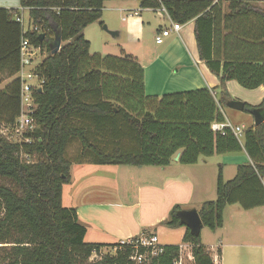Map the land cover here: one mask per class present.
I'll use <instances>...</instances> for the list:
<instances>
[{
	"label": "trees",
	"instance_id": "obj_1",
	"mask_svg": "<svg viewBox=\"0 0 264 264\" xmlns=\"http://www.w3.org/2000/svg\"><path fill=\"white\" fill-rule=\"evenodd\" d=\"M107 1L126 0H20L41 30L27 34L18 10L0 8V85L21 70L24 37L46 53L33 70L44 84L34 92L37 127L26 134L30 142H11L1 133L20 114V78L0 90V264H134L129 246L86 242L76 208L63 205L74 164L164 168L178 154L182 165H195L245 150L251 163L239 166L233 179L225 181L220 165L217 197L202 204L200 218L216 231L228 206H264V123L245 129L243 143L229 129L222 134L211 127L225 121L232 100L228 82L248 90L264 86V8L249 0H138L143 9L165 8L174 23L194 21L200 60L220 81V93L199 89L157 97L146 94L145 70L133 55L90 54L84 31L104 24ZM56 38L61 49L53 55ZM245 105L247 114L264 112V99ZM181 210L175 206L165 225L184 227ZM183 242L192 246L195 264H215L201 235L186 228ZM106 248L117 252L89 262ZM178 257L179 246L167 245L148 264H173Z\"/></svg>",
	"mask_w": 264,
	"mask_h": 264
},
{
	"label": "crops",
	"instance_id": "obj_2",
	"mask_svg": "<svg viewBox=\"0 0 264 264\" xmlns=\"http://www.w3.org/2000/svg\"><path fill=\"white\" fill-rule=\"evenodd\" d=\"M249 1H253L264 8V0ZM0 8L18 10L21 16L25 12L29 13L28 9L21 7L20 0H0ZM104 10L117 12L122 23L130 22L128 28H125L126 32L131 31L137 34L136 41L140 44L138 47L140 55L137 58L142 59V61L145 59L140 64L145 70V91L148 96L161 97L166 94L199 89L215 90L220 86L219 79L200 60L194 21L182 25L178 32L172 31L170 37L165 39L164 44L157 45V35L163 30L171 28L173 24L167 14L152 9H143L138 0L107 1L104 3ZM113 20L114 18H109L103 22L108 23V28H115L111 29L112 31L119 33L117 37H113L114 39H121L124 35V27ZM109 24L115 25L110 27ZM146 24L148 26L158 24L157 26H159L154 43H152V52L149 53L146 52L147 46L144 45V40L141 39ZM97 27H102V25L94 23L84 31V36L90 41L91 46L93 36L95 33L97 34ZM227 91L232 100H242L239 96L246 95V92L241 89L236 81L227 83ZM251 91L258 93V95L252 97L253 101L245 104L258 106L264 99V86ZM215 92L220 93L217 89ZM227 118L229 120V117ZM247 120L249 121V118ZM253 126H255L254 118L251 127ZM242 127L247 129L246 126ZM240 141L243 143V139ZM239 154H232L230 156L233 157L232 159L225 158V163L219 164V167L222 166L223 172L228 168V164H231L229 169L234 168L233 176L235 177L239 166L251 163L245 150H242ZM202 159L205 158H201L195 165H182L179 161L173 159L172 163L164 168L143 167L141 171L143 172L142 180L144 183L138 190L139 193L147 190L150 194L147 199L148 210L151 211L149 219H143L141 215L136 217L135 210L129 213L131 209H134V205L131 206L127 200V190L122 191L118 188L121 185L119 179L122 170L117 169L127 166H112L116 169L111 170L112 168H109L111 166H91V164L86 163L76 166L80 167L78 168L80 176L76 177L74 175V164L71 167V181L67 184L70 187L68 190L69 205L67 207L76 208L80 222L87 228L85 240L88 243L116 244L142 234H156L150 230L155 229L161 223H166L175 206H180L182 210L196 209L199 211L204 202L216 199L217 177L216 175L214 177L209 176L211 174V171L209 172L207 169L209 163ZM111 171L117 172L118 180L115 177L113 180L108 181H81L88 178L92 173L109 174ZM131 180L132 177L129 178L128 183H123V185H134L136 187V182H131ZM253 210L236 213V217L241 221L236 227H233L234 231L228 229L225 220L226 213L224 212V226L220 230V253L219 256H212L214 260H217V263L240 264L237 263V260L244 258L240 254L241 248L247 247L248 257L254 263L246 264H264V224L258 226L257 220L251 214ZM184 229L186 232L185 227ZM252 236L256 239L250 238ZM241 238H250L253 243L243 244L240 241Z\"/></svg>",
	"mask_w": 264,
	"mask_h": 264
},
{
	"label": "rangeland",
	"instance_id": "obj_3",
	"mask_svg": "<svg viewBox=\"0 0 264 264\" xmlns=\"http://www.w3.org/2000/svg\"><path fill=\"white\" fill-rule=\"evenodd\" d=\"M145 13V12H144ZM143 13V14H144ZM24 19H25V26L26 28L29 25V13L25 12L23 13ZM109 18H114L113 21L115 22H119V25H122V27H124V35L122 36L121 39H114L105 29L104 26L108 25V23H104L105 20H108ZM102 21H104L102 27H97L98 29L96 30L97 34H94V39L92 40V46L90 49V54H95V53H99L102 56H107V55H113V56H121L123 54V50H125L126 54H130L133 55L134 57H139L138 55H140V49L139 47V42L136 41V33H132L130 32H126V29L128 28L130 23L129 21L126 23H122L120 16H118L117 12H114L112 10H107L105 11L103 9V17H102ZM100 24V23H98ZM101 25V24H100ZM110 27H114V25L109 24ZM158 24H153L152 26H148V24H146V26L143 29V33L141 34L142 38L144 40V45L147 46V50L146 52H152V43H154L155 37L157 35V29H159V26H157ZM126 28V29H125ZM170 28V27H169ZM168 28V29H169ZM111 29H115V28H109ZM112 31V30H111ZM143 40L141 41V43L143 42ZM42 55V56H41ZM38 55V57L36 58V60L34 61V63L31 66H27L24 69L25 75L32 69L34 68L37 64H39L44 58H45V53ZM139 63L144 62L142 61V59L137 58ZM21 74H17L16 76H14L13 78L10 79H6L1 85H0V90L4 89L12 80L20 77ZM241 89L246 92V95H240L239 97L242 100H238L244 103H247L249 101H253L252 97L253 96H257L258 93H255L251 90L245 89L243 87H241ZM248 95V96H247ZM224 114H227L229 117V121L233 124V126H246L247 128L251 127L252 123H253V116L250 114L245 113L244 111H237L234 109H230V108H225L224 109ZM247 118H249V121L247 120ZM252 118V119H251ZM76 146H72L69 150V153H72L73 150L75 149ZM232 154L234 155H238L239 152L237 153H228V154H223V155H215L213 157H209V158H205L202 159L204 161H207L209 163V165H207V169L209 170V172L211 171V174L209 176L214 177L216 175V177L218 178V174H219V164L221 163H225V158H229L232 159L233 157H230ZM233 155V156H234ZM240 155V154H239ZM87 164H91V163H87ZM77 165H82V164H75L74 166V175H76V177L80 176V172L78 171V168H80L79 166L76 167ZM231 164H228V168L225 169V172H223V177L225 179V181L231 180L233 179V175H234V168L231 170L229 169V166ZM91 166H95V164H91ZM99 166H103V165H99ZM112 168L111 170H115L116 167H109ZM152 168V167H151ZM155 168V167H154ZM117 170H122L120 172L121 174V178L119 179L121 181V185L118 186V188L122 191L127 190L128 195H127V200L128 202H130L129 204L132 206L134 205V209H131L129 211V213H132L135 210V216L139 217L141 215V217H143V219H149V217L151 216V211L148 210V204H147V199L150 196V194L148 193L147 190H144L143 192L139 193L138 188L144 183L142 180L143 177V172L141 170H143V167H122L121 169H117ZM118 175L116 171H111L109 172V174H105V173H92L88 176V178L81 180L82 182H85L86 180L88 181H95V180H113L115 177L118 180ZM132 177L131 182H136V187L134 185H123V183H128L129 178ZM230 177V178H228ZM216 178V179H217ZM80 182V181H79ZM216 185H217V180H216ZM69 186L67 184H65L64 186V199H63V204L65 207H67L69 205V201H68V190H69ZM136 188V189H135ZM134 190L136 191L134 193ZM217 194V191H216ZM166 195V194H163ZM141 197V198H140ZM163 197V196H162ZM124 198V196H123ZM214 198V197H213ZM225 220H226V224H228V229L230 231H234L233 227H236V225L239 223V220L236 217V213L239 212H245V210L238 204L236 205H230L225 209ZM236 210V211H235ZM253 218H255L258 222V226H261L262 224H264V212L262 211V208H255L253 211H251ZM154 214V213H153ZM129 215V214H128ZM148 217V218H147ZM221 229L218 228L216 231H212L207 227H204L202 229L201 232V238H202V243L204 246H206V248L208 249L209 253L211 256H219L220 253V231ZM150 231H154L156 233V236L158 237L159 240V244L163 245V246H167V245H174V246H181V245H186L185 242H183V236H184V232L185 229L184 227H179V228H171L168 227L167 225H165V223H161L160 225H157L155 229L150 230ZM250 238H255V237H250ZM250 238L248 239H243L241 238V242L243 244H248V243H253V240H251ZM256 239V238H255ZM191 246V245H190ZM192 247V246H191ZM248 249L247 247H242L241 248V256L244 258H241L239 260H237V263L240 264H246V263H254L253 261H251L249 259V255L247 253ZM116 250L115 248H106L104 250L101 251L100 254H94L91 258L89 262H98L101 260V258L103 256H105L106 254H110V255H115ZM192 252H191V248L190 250H185L184 251V256H185V264H195L194 260L192 259L193 256ZM213 258V257H212ZM249 260H248V259ZM215 264H220L217 263V260H214Z\"/></svg>",
	"mask_w": 264,
	"mask_h": 264
},
{
	"label": "built area",
	"instance_id": "obj_4",
	"mask_svg": "<svg viewBox=\"0 0 264 264\" xmlns=\"http://www.w3.org/2000/svg\"><path fill=\"white\" fill-rule=\"evenodd\" d=\"M159 13L166 14V9L161 8L158 10ZM136 14V13H135ZM17 21L20 22L23 29V34H27L28 32L41 33V30L38 26L34 25L29 17V25L26 28L24 16H17ZM182 28V25L179 23L172 24V27L169 29L163 30L156 37V44L162 45L165 43V39L170 37L172 31L178 32ZM21 70L19 77L21 80V109L18 118L16 119V123L13 128L3 127L1 133L7 137V139L11 142H30L29 138H26V134L33 132L37 125L36 121L33 117V114L37 108L34 92L36 90H41L44 84V80L40 79L34 73V68H32L26 75L24 69L27 66H31L38 55L44 54L41 47H36L32 45L30 41L24 37L21 42ZM42 56V55H41ZM46 57V53H45ZM225 116V121L223 122H213L211 127L214 132L225 133L226 129H229L239 140L243 139L244 136V127L233 126V124L228 120ZM24 158L28 162H32L31 157L28 155L24 156ZM264 212V206L261 207ZM122 246H129L132 249V254L130 256V260L134 264H148L155 257L162 254L164 252V246L159 244L158 237L156 234H142L140 236L132 237L127 240H123L120 242ZM192 252V247L190 244L179 246V257L173 264H185V256L184 251L190 250ZM117 252V248H115ZM193 256V254L191 255ZM194 260V257H192Z\"/></svg>",
	"mask_w": 264,
	"mask_h": 264
},
{
	"label": "water",
	"instance_id": "obj_5",
	"mask_svg": "<svg viewBox=\"0 0 264 264\" xmlns=\"http://www.w3.org/2000/svg\"><path fill=\"white\" fill-rule=\"evenodd\" d=\"M104 29L112 36V37H117L118 32L117 31H111L106 25L104 26ZM45 37L44 34H41L39 36L40 40H43ZM61 39L56 38L52 50V54L55 55L57 54L60 49H61ZM245 103L238 101V100H231L228 102L227 107L230 109H234L237 111L243 112L245 110ZM251 115L254 118V124L255 126H260L261 124L264 123V112L262 109H253L251 111ZM175 161H179L180 159V154H178L175 158ZM178 217L183 224V226L187 229L190 230L191 235L193 236H200L202 229L204 228L203 222L200 218L199 212L196 209H191V210H181L178 213Z\"/></svg>",
	"mask_w": 264,
	"mask_h": 264
}]
</instances>
